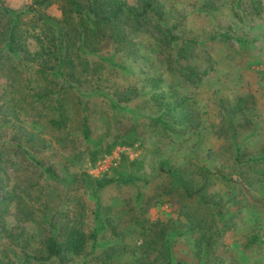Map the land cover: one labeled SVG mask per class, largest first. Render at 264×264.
<instances>
[{"label": "rangeland", "instance_id": "obj_1", "mask_svg": "<svg viewBox=\"0 0 264 264\" xmlns=\"http://www.w3.org/2000/svg\"><path fill=\"white\" fill-rule=\"evenodd\" d=\"M31 1L0 3L23 9ZM158 1L164 6L170 2L171 12L179 11L180 20L190 27L186 35L200 38L227 29L233 37L216 41L212 62L197 53L191 62L200 75L181 82L175 74L173 91L166 85L171 74L160 63L146 68L130 60L134 54L113 48L90 53L91 61L104 60V78L98 80L117 86L124 91L119 96L131 99L120 101L118 109L96 104L93 112L70 106L66 125L49 128L51 97L35 99L44 83L39 59L18 65L23 74L17 84L30 79L33 87L24 88L25 95L35 101L23 99L14 111L20 116L29 112L24 114L26 122L33 120L32 131L44 128L47 145L41 148L34 138L19 133V151L5 144L0 159V264H23L24 248L45 253L40 242L51 228L46 221L36 224L40 216L59 224L77 214L82 218L76 224L87 233L98 228L96 239L88 237L80 254L64 252L62 259H31L29 264H140L146 256L157 259L166 253L165 238L171 241L172 260L153 264H264V0H231L238 17L226 19L214 12L219 25L194 8L196 0ZM46 10L60 16L57 4ZM28 44L30 50L38 47L32 38ZM69 69L77 75L84 71L76 65L63 72ZM8 80L0 77V94H21L12 85L3 91L2 83ZM153 80L161 93H152ZM101 85L92 96L79 84L69 94L81 92L82 103L84 98L107 102L100 95L111 88ZM163 103L179 105L189 121L180 123L179 116L171 115L172 123L166 124L169 115H160L167 113ZM83 114L97 144L83 136ZM112 138L116 144L107 150L104 145ZM48 165L54 174L45 169ZM102 177L106 183L97 186ZM177 177L192 190L202 186V198L191 199L180 183L177 186ZM7 194L14 198L8 200ZM97 209L100 218L94 215ZM147 242L152 247L145 250Z\"/></svg>", "mask_w": 264, "mask_h": 264}, {"label": "trees", "instance_id": "obj_2", "mask_svg": "<svg viewBox=\"0 0 264 264\" xmlns=\"http://www.w3.org/2000/svg\"><path fill=\"white\" fill-rule=\"evenodd\" d=\"M230 1L203 0L201 7L211 14L213 23L219 25L218 20L214 18V12L224 13L222 18L226 19L238 17L236 9L231 7ZM51 4H57L60 9V16H52L46 12L47 7ZM178 16L174 15L173 11L171 12L158 0H137L136 2L129 0H32L23 9H15L1 2L0 77L4 76L5 79H9L2 83V89L3 91L7 90V85H12L11 87H14L15 91L21 94L18 96L16 93L12 96H6L3 92L0 94V103H2L0 110H2V106L6 109L12 107V110L0 111V145L3 146L0 149V159L5 152L4 150L8 148L5 147V144L12 145L15 151L21 149L19 143L22 142L18 140L19 134H23L25 139L34 138V143L41 145V148L47 145L44 143L45 138L42 132H45L44 128L32 131L36 126L35 123H32L33 120L26 122L25 115L29 112L24 111L20 116L19 112L14 111L18 104L23 102V99H25V103H28L29 100L35 101L32 96L27 97L25 95L27 92L25 89L33 87L30 85V79L23 80L22 83L24 84H17L20 75L23 74L18 67L19 64L23 65L24 61L28 63V61L39 59L36 62L39 63L38 70L42 69L40 72L43 74L44 83L39 90L37 89L38 93L35 99L42 100L41 98L51 97L49 104L51 116L47 119V127L58 129L66 125L67 114L65 112L69 110L70 106L93 112L96 104L118 109L117 106L120 101L126 102L131 99L126 94L119 96L124 91L117 86L111 87L106 85L105 81L98 80V78H104L102 70L104 60L98 57L91 61L87 57L90 53H100L104 49L113 48L114 52L125 51L128 54H134L135 56L131 57L130 60H139L146 68H150L153 63H160L161 67L167 69L171 74L172 79L166 85L168 91H173L172 89L176 87L173 78L175 74L181 82L186 81V79L189 81L192 78L197 79L200 75V69L195 66L194 62H191L197 53L206 61L212 62V49L216 41L218 39L229 41L233 38L227 29H219L209 36L201 38L185 35V28ZM29 38L36 41L37 49H29ZM104 41L110 44H105ZM76 65H80L81 69L84 70L83 75H77L76 71L70 69L66 73L63 72V68L71 67L73 69ZM47 68H52V71L47 73ZM205 71L208 69L203 70V72ZM83 82L85 86L82 84ZM103 83L111 88L109 93L104 91V94L100 95L107 102L96 99H92L91 102V98H84L82 103L81 92H75V95L69 94L73 93L74 87H78L79 84V89L83 88L87 95L92 96V92L96 93L99 88L102 89L101 84ZM15 86H23V89H18ZM152 87L154 88L152 93H161V91H156L159 88V82H152ZM163 107L167 113H160V115L162 117L163 114L169 115L166 124L172 123L171 115L173 119L179 116L180 123L184 119L186 122L189 121L188 113L182 111L179 105L170 106L163 103ZM20 108L27 107L20 106ZM154 120L156 121V118ZM80 127L84 138L95 144L98 143L91 137V127L86 114L80 117ZM133 127L135 126L133 125ZM31 131L38 132L42 137L35 136ZM115 140L116 138H112L110 142L104 145L107 150L116 144ZM23 151L28 153L31 159H35V163L42 164L40 160L31 155L30 151L25 149ZM45 169L54 174L51 165L46 166ZM177 179V186L180 183V186L191 199L196 195L202 198L203 194L199 192L202 186L196 188L197 190H192L183 182L182 177H177ZM105 181L107 178H100L97 181V186L104 185ZM7 195L8 200L14 198L13 195ZM94 215L100 218L99 209L95 210ZM77 217L78 214L76 217L74 216V220H63L57 224L50 220L47 221V216H40L36 224L42 225L46 221L51 228V232L40 242L45 253H30L24 248L23 264H29L31 259L40 260V262L52 257L62 259L64 252L80 254L88 237L96 239L98 228H92L87 233L82 226L76 224L82 216ZM141 227L144 226L141 225ZM161 232L162 235H165V228L161 229ZM179 232L175 231L176 234ZM63 234L64 239L61 240L60 236L62 237ZM170 242L166 238L164 239L166 253L162 254L160 258L155 259L157 256H154L153 259H149L146 256L147 258L145 257L140 264H147V260L150 264L158 259L160 262L172 260ZM25 243H28V240ZM25 243L22 242V247ZM151 247V242H147L143 246L145 250ZM109 253L107 252V255Z\"/></svg>", "mask_w": 264, "mask_h": 264}, {"label": "crops", "instance_id": "obj_3", "mask_svg": "<svg viewBox=\"0 0 264 264\" xmlns=\"http://www.w3.org/2000/svg\"><path fill=\"white\" fill-rule=\"evenodd\" d=\"M177 2H179V1H175V2H174V5L177 6ZM202 2H203V0H196V4L194 5V8L197 9L198 11H201V12L205 11V13H207V20H208V18L211 17V14L208 13L207 10L202 9V7H201ZM165 3H166L165 6H166L167 8L170 9V8H171V6H170V4H169L170 2H165ZM173 14H174V15H179L178 17H180V13H179V11H178L177 9H174ZM180 22L182 23V25H183L184 28H185V27L188 28L187 30H185L184 34L187 33V32L190 30V27H189L187 24H185V22H183L182 20H180ZM212 23H213V21H212ZM182 25H181V26H182ZM192 32H193V31H192ZM185 35H186V34H185ZM209 35H210V34H209ZM209 35H208V36H209ZM205 37H206V36H205ZM200 38H201V37H200Z\"/></svg>", "mask_w": 264, "mask_h": 264}, {"label": "built area", "instance_id": "obj_4", "mask_svg": "<svg viewBox=\"0 0 264 264\" xmlns=\"http://www.w3.org/2000/svg\"><path fill=\"white\" fill-rule=\"evenodd\" d=\"M98 163H100V162H98Z\"/></svg>", "mask_w": 264, "mask_h": 264}]
</instances>
